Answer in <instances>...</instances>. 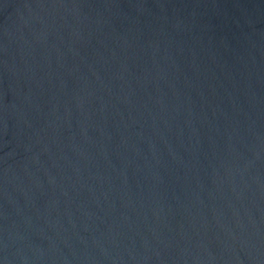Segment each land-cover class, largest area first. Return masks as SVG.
I'll return each instance as SVG.
<instances>
[{
	"label": "water",
	"instance_id": "water-1",
	"mask_svg": "<svg viewBox=\"0 0 264 264\" xmlns=\"http://www.w3.org/2000/svg\"><path fill=\"white\" fill-rule=\"evenodd\" d=\"M0 264H264V0H0Z\"/></svg>",
	"mask_w": 264,
	"mask_h": 264
}]
</instances>
